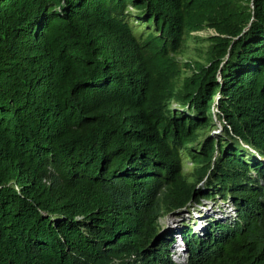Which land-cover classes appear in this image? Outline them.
<instances>
[{
    "label": "trees",
    "instance_id": "1",
    "mask_svg": "<svg viewBox=\"0 0 264 264\" xmlns=\"http://www.w3.org/2000/svg\"><path fill=\"white\" fill-rule=\"evenodd\" d=\"M217 194L188 264H264V0H0V264H175Z\"/></svg>",
    "mask_w": 264,
    "mask_h": 264
},
{
    "label": "rangeland",
    "instance_id": "2",
    "mask_svg": "<svg viewBox=\"0 0 264 264\" xmlns=\"http://www.w3.org/2000/svg\"><path fill=\"white\" fill-rule=\"evenodd\" d=\"M129 10L134 11L131 7H129ZM211 33H213V30L207 27L192 31L191 35L184 39L180 52L176 54L177 58L180 60H203L204 48L208 43L205 37ZM172 105L176 106L177 104L173 102ZM213 109H216L215 106H213ZM211 118L212 120L205 133H221L222 124L217 115L213 114ZM180 162L183 172L191 173L193 171L194 164L189 156H182ZM204 181V179H201L197 182V185H202ZM234 205L230 197L223 198L220 194H217L213 198H203L200 202L194 203L191 201L178 209L162 211L157 216L158 228L173 238L172 243L168 247V252L175 264H188L187 246L180 238V229L185 225H189L191 230H195L198 234H203L208 229L207 226L211 220L233 222L236 217V207ZM193 210L197 212H193ZM198 220L206 225V227L204 224L201 226L202 231L198 229V224L200 223Z\"/></svg>",
    "mask_w": 264,
    "mask_h": 264
},
{
    "label": "bare ground",
    "instance_id": "3",
    "mask_svg": "<svg viewBox=\"0 0 264 264\" xmlns=\"http://www.w3.org/2000/svg\"><path fill=\"white\" fill-rule=\"evenodd\" d=\"M193 212H197V211H195V210H193ZM197 221V220H196ZM198 222H200L199 220H198ZM204 224V222H200L198 225V229H200L201 231H202V229H201V226ZM204 226L206 227V225L204 224ZM180 235V234H179ZM180 238H181V236H180ZM181 240H182V238H181Z\"/></svg>",
    "mask_w": 264,
    "mask_h": 264
},
{
    "label": "clouds",
    "instance_id": "4",
    "mask_svg": "<svg viewBox=\"0 0 264 264\" xmlns=\"http://www.w3.org/2000/svg\"><path fill=\"white\" fill-rule=\"evenodd\" d=\"M235 206V205H234ZM226 222V221H225ZM229 222H231V221H229ZM195 231V230H194Z\"/></svg>",
    "mask_w": 264,
    "mask_h": 264
}]
</instances>
